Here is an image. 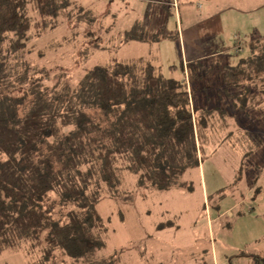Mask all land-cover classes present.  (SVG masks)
I'll use <instances>...</instances> for the list:
<instances>
[{"label":"rangeland","instance_id":"obj_1","mask_svg":"<svg viewBox=\"0 0 264 264\" xmlns=\"http://www.w3.org/2000/svg\"><path fill=\"white\" fill-rule=\"evenodd\" d=\"M257 3L57 0L56 18L40 33L31 28L23 49L11 53L10 39L3 43L24 88L31 82L77 88L88 69L116 61L139 69L153 63L164 77L188 81L182 59L191 62L194 95L212 108L197 139L199 162L185 169L183 186L167 189L142 188L126 171L132 199L103 196L97 205L107 229L98 253L103 258L113 256L114 264H257V256H264V95L248 100L249 94L242 107L218 94L220 61L231 55L236 65L250 54L247 30L257 23ZM27 7L35 16L31 0ZM234 33L242 43L234 39L232 47ZM12 81L11 91L18 86ZM205 86L211 92L202 98ZM36 260L21 250L0 253V264ZM54 262L49 264H73L64 256Z\"/></svg>","mask_w":264,"mask_h":264},{"label":"trees","instance_id":"obj_2","mask_svg":"<svg viewBox=\"0 0 264 264\" xmlns=\"http://www.w3.org/2000/svg\"><path fill=\"white\" fill-rule=\"evenodd\" d=\"M31 1L35 16L28 0H0V253L21 250L38 260L33 264L63 256L73 264H114L98 254L107 230L98 203L103 196L132 199L126 171L142 188L183 186V172L199 162L197 139L212 108L194 95L184 57L188 81L164 77L153 63L139 69L116 61L88 69L77 88H24L6 53L23 49L31 28L46 30L58 10L57 0ZM7 39L13 49L4 53ZM247 41L250 54L237 65L220 61L218 94L242 107L249 94L264 95V36L252 32ZM205 88L202 98L210 96Z\"/></svg>","mask_w":264,"mask_h":264},{"label":"crops","instance_id":"obj_3","mask_svg":"<svg viewBox=\"0 0 264 264\" xmlns=\"http://www.w3.org/2000/svg\"><path fill=\"white\" fill-rule=\"evenodd\" d=\"M240 1H243L244 3L245 2H254V1H258V3H257V5H256V7L255 8H252L253 10H257V13H258V17H257V23H254V24H250V25H248V27H249V29L247 30V32H249V35L252 33V32H254L255 34H257V35H261V36H264V3H262V1L261 0H240ZM264 1V0H263ZM211 4V3H210ZM212 5V4H211ZM201 8L203 7V6H200ZM250 8V7H249ZM234 36H237V34L236 33H234V35H233V39H231V41H232V43H231V41H230V46H232L233 47V40H234ZM239 36V35H238ZM239 38L241 39V37L239 36ZM242 41V40H241ZM185 58V57H184ZM228 58H229V60H228ZM228 58H226V60H225V62L228 64V65H231V66H235V65H233V63H230L231 61L232 62H236L235 61V57H232L231 55H229L228 56ZM187 59V57L185 58V60ZM188 60V59H187ZM231 60V61H230ZM230 61V62H229ZM237 65V64H236ZM261 169H262V172L264 173V160H262V165H261ZM211 249H212V253L214 254V251H213V247H211ZM135 259H136V257H135ZM243 259H246V258H243ZM218 260L216 259V262H217ZM247 261V260H246ZM216 262H215V259L214 260H212V262L211 263H208V264H216Z\"/></svg>","mask_w":264,"mask_h":264},{"label":"built area","instance_id":"obj_4","mask_svg":"<svg viewBox=\"0 0 264 264\" xmlns=\"http://www.w3.org/2000/svg\"><path fill=\"white\" fill-rule=\"evenodd\" d=\"M175 6V5H174ZM239 42H236L235 44H238Z\"/></svg>","mask_w":264,"mask_h":264}]
</instances>
